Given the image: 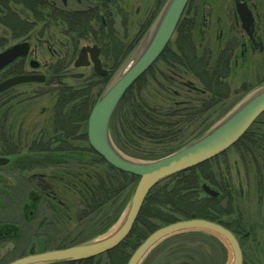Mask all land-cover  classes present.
<instances>
[{"label": "trees", "instance_id": "1", "mask_svg": "<svg viewBox=\"0 0 264 264\" xmlns=\"http://www.w3.org/2000/svg\"><path fill=\"white\" fill-rule=\"evenodd\" d=\"M22 3L23 0H0V24L14 39L23 37L28 30L19 14L11 8H19ZM35 16L36 20L40 19L38 13ZM58 19L69 26L65 17L58 14ZM195 20L181 17L164 52L127 91L112 116L111 139L118 150L131 159L156 160L183 148L213 126L214 123H208V115L230 99L232 90L228 80L235 67L234 50L238 42L232 39L222 44L217 40L215 47L198 46L194 39ZM76 29L78 32L81 26L77 25ZM120 47L123 58L125 47L123 44ZM91 87L94 85L78 89L61 86L55 90L50 119L29 146H22V127L18 128L19 139L8 138L14 137L12 122L18 116L15 106L11 105L13 100L0 96V155L15 160L11 175L16 178L17 173L32 167L49 169L47 175H36L40 179L29 182L36 192L30 190L32 196L28 193L22 210L25 220L31 221L37 216L38 206L44 209L41 215L38 214L39 228L47 224L68 227L93 219L106 207L119 203L127 189L135 188L137 183L136 178L109 167L86 142V123L94 105ZM47 93L52 94L51 91ZM23 107L18 106L19 112ZM8 121L9 125L6 124ZM16 124L20 125L17 121ZM258 124L257 120L232 148L220 156L156 185L146 197L130 234L117 248L91 260L60 264H126L131 253L147 236L160 227L183 220L218 223L236 237H241L246 233L241 226L242 220L235 217V226H231L228 220L234 215L230 206L231 189L228 178L221 177L219 171L217 174V162L233 150L245 172L251 174L253 180L258 179L264 172V134L256 129ZM203 185L216 188L211 187L217 191L218 197L204 194ZM119 217L120 214L115 213L112 220L81 243L106 233ZM20 233L17 225L0 224V241L16 240ZM61 235L56 243L62 245ZM184 235L204 236L200 232ZM216 243L226 257L221 243Z\"/></svg>", "mask_w": 264, "mask_h": 264}, {"label": "rangeland", "instance_id": "2", "mask_svg": "<svg viewBox=\"0 0 264 264\" xmlns=\"http://www.w3.org/2000/svg\"><path fill=\"white\" fill-rule=\"evenodd\" d=\"M67 1L71 8H77L78 4L75 0ZM166 1L117 0L115 5L119 6L120 11L118 12L117 10L118 14L116 16L114 12L111 13L112 26L118 36L125 37L122 39V43L131 44L126 51L127 55L130 49L132 50L148 31ZM58 3H60V0H58ZM249 3L255 8L257 16L255 26L257 35L263 45L262 52L257 51V49H251L246 35L241 30L240 23L234 18L233 0H192L189 5L187 4L182 15V18H196L194 39L198 46L201 44L202 46L210 45L215 47L217 40H221L222 44L232 39L238 42V46L234 50L235 61L233 62H235V67H233L228 80L232 94L226 103L208 115V123H214L213 126L239 103L264 86V0H249ZM11 8L20 14L19 8L13 6ZM68 37L60 27L42 30V25L39 23L32 29L26 39L31 45L32 58L39 64L46 65L54 61L53 53L55 51L59 55L63 52L64 55L66 54L63 49H65L64 44H69ZM26 39L23 37L19 39L12 38L9 30L0 24V51L7 46ZM79 43L75 55L81 47L89 44L88 41L81 40ZM245 44L246 49L244 48V50L241 45ZM126 53L122 59L127 56ZM25 67L26 71L29 70L27 64ZM90 72V69L80 68L74 70L70 67L69 74L74 77L73 79L63 80V86L78 89L80 86H78V81H76L75 77L77 75H84L85 77ZM107 83L108 80L106 79L104 83L95 84L94 87L90 88L91 98L94 99V103ZM58 89L57 85L40 86L30 84L18 87L13 94L16 97L11 102V105L15 106L14 111L18 117H14V119L20 125H17L16 121L12 122L14 127L11 131L14 137L9 136L8 138L19 139L20 131L18 128L22 127L20 136L21 142H23L22 146H29L42 127L47 125L50 119V109L55 102L54 91ZM49 91L52 94H48L47 92ZM43 92H46V94H42ZM24 102L26 103L22 104ZM18 106L20 108L25 107L19 112ZM261 116V118L257 119L259 124L256 129L264 134V115ZM115 123L118 125L119 122L117 123L116 120ZM6 124L9 125L10 122L8 121ZM143 146L145 148L148 147L147 145ZM0 157L3 156L0 155ZM217 163V174L219 171L221 177L226 176L228 178V184L231 189L232 199L230 206L234 215L228 220L231 222V226H235V217L242 220L241 226L243 227V232L245 231L246 233L244 232L245 234L241 236L242 238L236 237L230 230L224 228L230 231L237 239L242 251V264H246V262L248 264H264V172L262 171L258 179L253 180L252 175L245 172L238 155L233 150L228 151V154ZM9 170L0 168V224L17 225L20 227L21 233L16 240L7 238L0 241V264H9L30 254L60 250L58 249L59 247L66 249L80 245L83 239L90 237L110 219L112 220L115 213L120 214L121 217L134 188V186L129 187L122 200L118 201L119 203H116L113 207H106L93 219L89 218L77 225L69 224L68 227H55L47 224L39 228L38 214L41 215L44 212L42 207H37V216L31 221H26L22 214L23 207L28 199L27 191L30 190L27 180L32 176L47 175L49 169L41 170L40 168L32 167L17 173L16 178L11 175ZM30 187L32 191L36 192L32 186ZM209 187L211 188L212 186ZM214 189L216 190V188ZM68 200L71 201L70 199ZM224 205L225 202L222 203V206ZM120 217L106 233L94 239H101L109 235L115 227H118ZM63 225H65V222H63ZM200 233L204 234V236H185L184 234L187 233H183L163 241L145 257L141 264H230L232 259L231 251L225 241L207 232ZM60 235L63 239L62 245L61 243H56V241L60 240ZM216 242L221 243L225 249L226 257Z\"/></svg>", "mask_w": 264, "mask_h": 264}, {"label": "water", "instance_id": "3", "mask_svg": "<svg viewBox=\"0 0 264 264\" xmlns=\"http://www.w3.org/2000/svg\"><path fill=\"white\" fill-rule=\"evenodd\" d=\"M111 1V0H103ZM189 0H167L154 22L112 74L107 85L95 101L86 123L89 148L109 167L137 179L130 200L114 232L101 239L66 249L30 254L9 264H60L94 259L117 248L130 234L149 192L164 180L208 162L233 147L264 113V86L239 103L222 120L203 135L178 151L153 161H135L125 157L110 137V122L123 96L153 66L170 43ZM241 29L253 42L254 19L245 3L236 4ZM261 49V47H259ZM29 44L17 43L0 51V73L28 55ZM89 53L95 72L107 74L97 58L98 49L83 48L75 66ZM89 63L87 62L86 65ZM31 66L36 67L32 62ZM41 75L15 76L0 82V95L20 85L43 83ZM9 159L0 157V168ZM204 194L217 198L218 193L207 185ZM189 232H207L220 237L231 251L230 264H242V253L237 239L224 227L205 220H183L161 227L151 233L135 249L126 264H141L145 257L163 241Z\"/></svg>", "mask_w": 264, "mask_h": 264}, {"label": "flooded vegetation", "instance_id": "4", "mask_svg": "<svg viewBox=\"0 0 264 264\" xmlns=\"http://www.w3.org/2000/svg\"><path fill=\"white\" fill-rule=\"evenodd\" d=\"M75 1L78 4L77 8H71L67 0H60V3H58V0H23L22 5L19 7V11H20L19 18L21 22L24 24V26L26 25L28 26V30L24 32L23 38L25 39L28 38L32 29L37 24L40 23L42 25V30L51 29V28L57 29L58 27H60L62 30L65 31L66 36H69L68 37L69 44H64L65 49L63 50L66 51L65 55L64 52L60 53L59 55L55 51L53 53L54 61L51 64L41 65L32 58L31 45L27 39L17 42V43L26 42L29 44L28 55L22 59L17 60L12 65L7 67L4 71H2L0 73V82L15 76L41 75L44 77V82L32 83V84H37L40 86L57 85L58 87H61L64 85L62 83L63 80L73 79L74 77L73 75L69 74L70 67L74 70L82 68V69H90L91 71L88 76L84 77V75H77L75 77L76 81H78V86L95 85L98 83L99 84L104 83L106 79L108 81L110 80L113 72L119 67V65L125 59V58L122 59L121 57L122 54H121L120 45L122 44L124 45L125 47V49L123 50L124 52H126V50L131 45V44L122 43V39H124L125 37L122 38L121 36H118L117 32L114 30L112 26L113 20L111 17L112 15L111 13L114 12L116 16L120 11L119 6L117 7L115 5L117 0H111V1L75 0ZM233 3H234L233 15L235 20H238V22L239 19L236 14L237 3H245L249 8V10L251 11V14L254 19L253 42L245 34V32L242 29L241 30L246 35L247 41L250 44L251 49L252 50L257 49V51L262 52L263 45L262 42L260 41V38L257 35V30L255 26L257 16L255 14L254 6L249 3V0H233ZM35 13H38L40 15L39 20H36ZM58 14L66 18V21L69 24L68 27H70V29H68L67 25L63 21H60L58 19ZM61 22L64 23L65 25L62 24ZM77 25L81 26V29L78 30V32H76ZM80 40L88 41L89 44L81 47L76 52L77 54L75 55V51L77 49V46H79L80 44L79 43ZM10 46L5 47L4 49ZM93 47L98 49L97 58L100 62L101 69L107 72V74L104 76H101L95 72L93 68V64L91 63L90 60L89 53L86 54L85 58L83 59L81 58L80 64H85V65H81L79 67L75 66L76 61L80 57L81 50L83 48H93ZM259 47H261V49ZM241 48L246 49V44L241 45ZM244 50L243 52H245ZM32 62L36 63V67L31 66ZM87 62L89 63L88 65H86ZM26 64L29 67V70L27 71L25 67ZM25 85H30V84H25ZM25 85H20V86H25ZM20 86L13 87L2 93L0 96L5 95L8 98L7 100L9 101L13 100L16 97L13 96V94L15 90ZM14 161L9 159V163L6 166L1 167L2 170L10 169L9 171L12 172V170L14 169L11 168V166H14L13 165ZM39 179L40 178H36V176H32L28 179L27 183L29 184V182H31L32 180L37 181ZM30 190L28 191V193L30 196H32Z\"/></svg>", "mask_w": 264, "mask_h": 264}, {"label": "bare ground", "instance_id": "5", "mask_svg": "<svg viewBox=\"0 0 264 264\" xmlns=\"http://www.w3.org/2000/svg\"><path fill=\"white\" fill-rule=\"evenodd\" d=\"M115 230H116V227L114 228V230H113L112 232H114ZM112 232H111V233H112ZM111 233H110V234H111Z\"/></svg>", "mask_w": 264, "mask_h": 264}]
</instances>
